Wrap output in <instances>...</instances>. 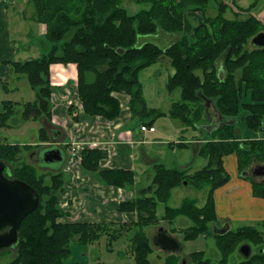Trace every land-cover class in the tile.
Masks as SVG:
<instances>
[{"label": "trees", "instance_id": "1", "mask_svg": "<svg viewBox=\"0 0 264 264\" xmlns=\"http://www.w3.org/2000/svg\"><path fill=\"white\" fill-rule=\"evenodd\" d=\"M135 1L148 4V8L129 14L123 0H30L34 20L45 26L50 48L36 59L11 63L13 72L25 78L36 93L35 101L23 104L21 119L43 118L50 123V97L54 90L50 66L74 64L77 94L83 110L79 117L75 106L67 108L74 121L79 122L83 117L116 119L121 109L119 95H126L129 96L131 119L151 127L164 113L145 105L139 74L159 63V59H167L171 70L167 78L168 92L180 90L179 100L171 103L169 117L184 128L199 129L208 122L207 101L221 121L210 135L204 136L205 143L197 149V155L207 159L204 167L189 173L184 168L171 169L154 164L150 184L140 189L134 198L120 203L119 211L137 215L136 221L123 226L124 232L133 233L129 235L132 262L151 264L153 248L145 229L159 223L157 203L166 204L172 191L185 183L186 187L206 192L204 204L199 206L196 199L186 198L177 207L165 205L162 220L168 224L179 216L191 220L193 225L181 233L183 240L201 235L213 238L221 254L218 264H227L228 257L242 243L258 249L238 264H264V233L258 231V227H240L225 234L214 233L211 228L217 221L213 192L229 179L223 157L236 155L241 177L253 163H264V140L244 138L243 132H237V124L255 133L264 123V49L250 45L252 37L264 31L262 21L251 14L257 0L246 9L237 8L231 20L225 16L228 5L215 0L217 14L205 16L191 33L184 30L185 14L207 11L211 0ZM242 11L248 16L239 19ZM159 31L179 37L164 48L138 41L142 36L155 35ZM259 71L261 74L257 73ZM14 110L15 104L11 101L3 105L0 127H6ZM38 136L39 142L45 143L54 138V132L47 125L40 128ZM37 146L8 143L0 138V161L9 166L7 176L25 182L39 195L38 208L19 226L20 239L15 256L6 264H68L72 242L88 244L105 234L112 235L108 237L109 242L118 240L121 231L110 234V230L107 231L111 223L61 220L65 214L59 207L57 193L64 190L65 178L61 169L45 174L27 161L24 154ZM176 146L183 148L185 145ZM65 147L60 148L65 151ZM105 156L104 150H82L80 168L93 176L94 181L105 185L134 187V171L100 170L99 162ZM254 186L253 195L264 198V180L259 184L255 182ZM258 226L264 227V222ZM204 257L202 252H193L188 259L193 264L209 263ZM179 259L178 255L171 254L163 258L162 264H179Z\"/></svg>", "mask_w": 264, "mask_h": 264}, {"label": "crops", "instance_id": "2", "mask_svg": "<svg viewBox=\"0 0 264 264\" xmlns=\"http://www.w3.org/2000/svg\"><path fill=\"white\" fill-rule=\"evenodd\" d=\"M230 11L232 13L236 12V10ZM260 20L262 21L263 18ZM43 26V24L37 23L34 20V8L30 0H0V90L9 93L11 90L10 83L12 85L21 83L18 81L20 77L13 72L11 66L12 62H23L30 59H36L44 53H39L40 48L33 44L36 35H45L46 30L45 26ZM165 35L169 36V34L164 33L163 36ZM172 43L173 42L170 44ZM31 49L33 53H31ZM53 67H57V69H55L57 77L52 74L51 69ZM49 71L51 73V85L54 87L50 97V123L48 124L45 119L40 118V121H42L41 126L45 127L46 124H48V126L50 125L51 130L58 131V134L60 128L62 133L60 135L62 136L59 139H50L49 142H39V145L45 146L51 144L57 145L59 148L60 144L66 146L64 149L66 158L61 170L65 178L63 186L64 190L57 193L59 207L63 211L62 213L65 214L61 220L64 222L86 223H95L96 221H98L97 223L121 222L123 224L136 221V213L121 212L118 210V207L120 203L122 204V202H126L137 196L140 189L145 188L150 184L149 182L151 181L152 176L148 175L146 176V182L148 184L140 188L138 187L141 180H143V176L148 171L147 169H152L153 165L157 163L154 158L148 157L152 150L141 148L144 144L151 143L144 138V135H142V133H147V131H141L140 128L134 130L131 122L128 121L132 120L128 103L129 96L119 95L122 101L120 100L121 109L118 119L116 118L112 121H106L103 118L97 120H93V118H85V120H79V122H76L69 116L67 109L69 106H75L76 114L79 117H82L83 115V110L80 108L81 105L77 94V71L75 65L68 64L67 66H64L62 64H52ZM13 90H17L16 86ZM35 99L32 101H35ZM8 101L14 103L17 108L22 107V104L26 103L27 100L24 101V99L21 98V101L16 102L14 99L10 100L0 97V112L3 110V105ZM56 101H58V106L55 104ZM206 112L208 113V122L205 124L208 126L211 125L212 121H210L209 116H215L212 117L217 119L215 120L216 123L213 122L216 124L214 128L218 127L221 120L214 111V108L208 107ZM56 113H59V116L56 115ZM11 118L12 117H10L9 120ZM141 125L142 124H140V127ZM238 125L241 124H237V126ZM6 126L11 127L10 124H7ZM214 128H209V133L204 127L193 130L195 133L192 142H189V144L185 143L187 142L186 139L179 142H173V146L169 143L167 148L171 149V152H173L176 147L178 149L180 148L179 146H176V144H182L185 146L180 149L191 152L195 157L189 162H182L180 167L172 169L184 168L188 170L189 173H193L204 167L207 164V159L199 157L197 155V149L205 143L206 140L204 136L210 135V133L214 131ZM259 131L262 133L250 137H253V139L264 140V128H260ZM237 132L242 134L243 131L238 128ZM244 138L247 137L244 135ZM32 141L33 142L31 143L21 142L20 145H38L34 138ZM39 145L37 148L40 147ZM93 148L104 150L106 152V156L99 162L100 170L123 169L125 171H134V187L119 188L116 186H108L94 181L93 176L84 173L79 165L81 151ZM67 149L70 152L68 155L66 151ZM133 151H136V155L132 154ZM161 151L162 149L158 150V152ZM197 157L203 162L199 163V165H203L200 169L194 168ZM139 160H141V163L136 165ZM254 164L255 163L252 165ZM252 165L250 166L252 167ZM236 166L237 158L235 154L223 157V167L226 170L229 179L227 183H224L223 186L217 188L213 192L215 204L214 209L216 214L215 219H217L216 224L211 226L213 232L214 229L219 231L222 228H228V231H230L232 230L233 224L238 223L245 224V226H251L252 224L258 225L259 223L264 222V198L253 195L255 189L254 183H262L264 178L252 179L251 176H244L243 174L241 177ZM249 170L250 168L247 171ZM180 188L181 187L174 189L172 193L178 192ZM205 193L201 201L197 200L199 206H202L206 200ZM180 203L177 206H179ZM81 219L90 220L87 222L86 220ZM93 219L106 220H101L102 222H99V220ZM166 225L169 224L166 222ZM192 225L188 226V228ZM185 229L187 228L185 227ZM175 230L176 233L170 231L172 235H178L183 238L181 233L184 229ZM258 231L262 232L260 229H258ZM15 252V249L2 251V253H0V264L10 262L14 258ZM156 256L158 255L156 254ZM189 262L191 264L190 259Z\"/></svg>", "mask_w": 264, "mask_h": 264}, {"label": "rangeland", "instance_id": "3", "mask_svg": "<svg viewBox=\"0 0 264 264\" xmlns=\"http://www.w3.org/2000/svg\"><path fill=\"white\" fill-rule=\"evenodd\" d=\"M225 3L228 4V10L226 12V18H234V13L231 12L230 10H237V8L240 9H246L249 7L255 0H221ZM124 7L126 8L127 12L129 14H134L138 12L141 9H147L148 4L144 2H136L135 0H123ZM217 3L215 0H211L210 2V9L209 11L205 12H188L184 16V29L187 33H191L195 25L200 23L205 16L209 17H214L217 14ZM234 7V8H233ZM249 14V13H248ZM251 14L255 15L257 18L262 19L263 18V24H264V0H257L256 5L252 8ZM241 16V17H240ZM239 19H244L248 15L242 11L240 13ZM44 27V26H43ZM35 35V34H34ZM164 32L159 31L155 35H150V36H142L141 39H138L139 42H152L155 43L162 48L166 47L169 45L171 42H174L177 40L179 37L178 34H169V36H163ZM35 41L33 42L34 45L39 47V53L46 52L49 50L50 45L47 39L44 36L36 35L35 36ZM31 53L32 49H31ZM168 61L167 59H163L162 62H159L155 65L150 66L147 69H144L143 71L140 72L139 74V80L142 85L143 89V95L144 99L146 101V104L148 108L156 109L164 113V116L157 117V119L154 120L153 122V127L155 128L154 133H142L144 135V138L148 141H150V144H144L141 148L144 149H150L152 150L151 154L148 155V157L154 158L156 163L163 164L167 168H175V167H180L181 163L184 161H191L194 157V155L191 154V152L183 149H178L177 147L173 152H171V149H168L167 146H169V143L173 142H179L184 139H186L187 142L186 144H189V142H192V138L194 136V131L191 130L192 128L188 127L185 129L179 122L172 120L169 115H170V109H171V103L177 102L180 98V90H175L173 92H168V87H167V82H168V77L171 73L170 66L167 64ZM168 65V66H167ZM57 67H53L52 74L53 76L57 77L56 75V70ZM51 74V73H50ZM12 75V74H11ZM24 77V76H22ZM59 78V77H58ZM55 80V78H54ZM19 84L12 85L10 83V92L6 93L2 90H0V97L4 99H10V100H15L16 102L21 101V98L24 99V101H32L35 99V91L27 84V81L25 78H20L18 79ZM51 81V78H50ZM16 86L17 90L14 91V87ZM57 91V90H56ZM57 94V93H56ZM55 94V95H56ZM31 95V96H30ZM123 96V95H122ZM120 97V96H119ZM121 100V98H120ZM122 101V100H121ZM129 103V101H128ZM206 105L209 107H212L209 102H205ZM55 104L58 106V101L55 102ZM23 105V104H22ZM120 107V106H119ZM16 108V106H15ZM121 108V107H120ZM22 107H17L16 108V113L14 116H11L12 118L9 120L7 124H10L11 127H0V138L5 142L8 143H16L20 144L21 142L25 143H31L33 142V138L36 144L39 145V139H38V133L40 128L42 127V121L40 119L36 121L28 120L24 121L21 119V110ZM69 114V112H68ZM56 115L59 116V113H56ZM70 116V114H69ZM71 117V116H70ZM119 117V116H118ZM117 117V119H118ZM87 117H83L82 120H85ZM103 117H98L94 118L93 120H97ZM87 119H92V118H87ZM104 119V118H103ZM105 120V119H104ZM108 121V120H106ZM112 121V120H111ZM131 122L132 127L135 129L140 128V124L136 120H128ZM45 122V121H44ZM46 124V123H45ZM48 124H46L47 126ZM139 125V127H138ZM206 126V124L201 125V127ZM237 128L241 129L243 131V134L246 137L249 136H257L258 134L262 133L261 131L259 132H251L248 130H245L242 125H238ZM261 128H264V123L262 124ZM59 131L61 132V129L59 128ZM203 139V137H202ZM50 141V140H49ZM50 145V144H49ZM48 144L45 146H41L39 148H35L32 151H29L25 153L24 155L27 157V161L33 165L36 166L38 171L42 173H47L50 174L51 170L50 169H60L62 170V165L64 162L60 163H51L50 166H48V169L46 164L44 162L38 161L37 154L41 155L47 151L50 150L51 148H46V146H49ZM60 147L62 145L60 144ZM159 149H162V153L158 152ZM67 151V155L70 153ZM38 152V153H37ZM136 151H133L132 154H135ZM34 155V156H32ZM32 156V157H30ZM63 156L66 158V153H63ZM135 158V157H134ZM141 160H139L137 164H140ZM199 163H203L200 158L197 157V160L195 162L194 168L200 169L203 165H199ZM45 167V168H44ZM148 171L146 174L143 176V180H141V183H139L138 187H143L146 184V176L153 175L152 170L149 168L147 169ZM252 178V177H251ZM98 182V181H97ZM101 183V182H100ZM103 184V183H102ZM183 187V188H182ZM178 192H174L171 194V197L169 201L166 204L157 203V208L156 209V216L159 219L158 226L156 227H149L145 229V232L148 236H153L157 232V228H165L167 231L176 233L175 229H185L188 228V226L192 225L190 220H187L185 216H179L176 219H174L173 223L166 225V222L162 220V217L164 216V209L165 205L169 207H176L180 202H182L184 199L189 198V199H196L198 201H201L204 197V191H196L192 187H186L182 186ZM182 200V201H181ZM81 220H88L90 219H81ZM93 220H99V222H102L106 219H93ZM102 220V221H101ZM122 220V219H121ZM162 220V221H161ZM92 221V220H91ZM98 222V221H96ZM107 224V223H105ZM110 228L107 229L110 230L108 233H113V231H121L122 237H119L118 240H112L109 242L110 236L107 234L100 236L101 238L95 242L88 243V244H81L78 242H72L70 244V254L67 259L68 264H133L132 260V255L129 253V243L130 239H126L125 237H129V235L133 234L132 232L127 231L124 232L126 229L123 223L118 222V223H111ZM255 227H258V229L262 230L264 233V227H260L258 225L252 224ZM251 225V226H252ZM242 226H245V224H233L232 230H236L237 228H240ZM129 232V233H128ZM178 236V235H177ZM180 236H178L179 238ZM181 238V243H182V252L184 255H186L189 258V255L193 252H202L205 254L204 259H208L209 263H204V264H218L221 254L219 250L216 248L215 240L210 237H204V236H198L196 239L193 240H183ZM129 241V242H128ZM251 245V244H250ZM130 248V247H129ZM154 249L153 256L150 257L151 264H160L161 261H163L164 256L166 255L165 252L161 251L158 248H155L153 245L152 247ZM252 248V254L257 251V247L254 245H251ZM126 251V252H124ZM2 253V252H0ZM158 254V256H156ZM228 263L227 264H238L242 257H240V254L238 253V250L231 254L230 257H228ZM162 259V260H161ZM161 260V261H160ZM188 263L190 264L189 260ZM162 264V263H161ZM193 264V263H191Z\"/></svg>", "mask_w": 264, "mask_h": 264}, {"label": "water", "instance_id": "4", "mask_svg": "<svg viewBox=\"0 0 264 264\" xmlns=\"http://www.w3.org/2000/svg\"><path fill=\"white\" fill-rule=\"evenodd\" d=\"M250 45L253 48L264 49V32H260L252 37ZM163 59H159V61L162 62ZM167 64L170 65L169 62ZM215 125V123H212L209 126L203 127L208 132L209 128H214ZM60 137L61 135H58V137L54 136L53 139H59ZM46 148L51 149L41 155V160L38 158L46 166H50L51 163L55 162L60 163L65 159V156H63L64 151L57 145H51ZM38 156L40 157L39 153ZM8 171L9 166L3 161H0V252L17 247L20 239L19 226H21L22 221L33 213L39 205L38 193L25 182L9 178L7 176ZM243 175H249L252 179L264 178V163H255ZM216 231L214 229V232ZM226 231H228V228H222L217 232L224 234ZM153 245L165 253H173L175 255L180 253L183 248L178 238L168 234L165 228L160 229V232L153 240ZM238 253L243 259H249L252 255L251 245L242 243L238 247ZM182 264L185 263L182 262Z\"/></svg>", "mask_w": 264, "mask_h": 264}, {"label": "flooded vegetation", "instance_id": "5", "mask_svg": "<svg viewBox=\"0 0 264 264\" xmlns=\"http://www.w3.org/2000/svg\"><path fill=\"white\" fill-rule=\"evenodd\" d=\"M212 117H215V116H212ZM212 117H209L210 118V121H212V123L213 122H215L216 123V121L215 120H217V119H215V118H212ZM206 126H208V125H206ZM52 131L54 132V136L55 137H58V135L61 133L60 131H59V134H58V131H56V130H53L52 129ZM37 158H39V160H41V158L37 155ZM38 160V161H39ZM156 226H158V225H156ZM156 226H153V227H156ZM160 229H161V227L159 228H157V232H156V234H154L153 236H149V238H150V241H151V244H152V247H153V240H154V238L157 236V234L160 232ZM168 232V234H170V235H172V233L168 230L167 231ZM124 235V234H123ZM122 234H121V236L120 237H122L123 236ZM173 237H176V238H178V236L177 235H172ZM126 239H130L129 237H125ZM179 240V242H180V244L182 245V243H181V239L179 238L178 239ZM129 242V241H128ZM129 245V247H130V245H131V242L128 244ZM129 247L127 248V249H129ZM182 247V246H181ZM155 248H157L156 246H155ZM159 249V248H158ZM163 251V250H162ZM124 252H126V251H124ZM155 251H154V249H153V253H154ZM129 253H130V255H131V252H130V249H129ZM153 253H152V255L151 256H153ZM166 255L165 256H168V255H171V254H173V253H165ZM158 255V254H157ZM173 255H175V254H173ZM176 255H178L179 257H180V262H179V264H182V262L183 263H185V264H189L188 263V257L186 256V255H184V253L181 251L180 253H177ZM175 255V256H176ZM150 256V257H151ZM164 256V257H165ZM151 260V259H150ZM162 260V259H161ZM163 262V261H162Z\"/></svg>", "mask_w": 264, "mask_h": 264}, {"label": "built area", "instance_id": "6", "mask_svg": "<svg viewBox=\"0 0 264 264\" xmlns=\"http://www.w3.org/2000/svg\"><path fill=\"white\" fill-rule=\"evenodd\" d=\"M141 131H149V132H154L155 128L154 127H147V126H141L140 127Z\"/></svg>", "mask_w": 264, "mask_h": 264}, {"label": "bare ground", "instance_id": "7", "mask_svg": "<svg viewBox=\"0 0 264 264\" xmlns=\"http://www.w3.org/2000/svg\"><path fill=\"white\" fill-rule=\"evenodd\" d=\"M260 64V63H259ZM261 68H262V65L260 66ZM259 67V68H260ZM258 69V68H257ZM260 70V69H259ZM257 71V70H256ZM257 73H260V71L259 72H257ZM264 73V72H263ZM261 74V73H260ZM259 75V74H258ZM257 114V113H256ZM254 119H255V117H253ZM258 119V118H257ZM256 120V119H255ZM257 121V120H256Z\"/></svg>", "mask_w": 264, "mask_h": 264}]
</instances>
